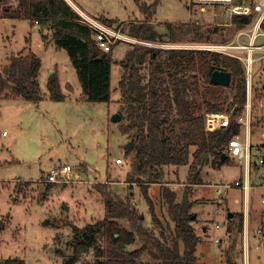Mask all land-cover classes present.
<instances>
[{
    "label": "rangeland",
    "instance_id": "1",
    "mask_svg": "<svg viewBox=\"0 0 264 264\" xmlns=\"http://www.w3.org/2000/svg\"><path fill=\"white\" fill-rule=\"evenodd\" d=\"M18 1L4 0L3 3H14L17 6ZM66 1L70 4V0ZM72 1L100 21V17L105 16L115 19L110 26L125 31L130 22L145 17L134 0ZM141 1L150 4L155 0ZM195 16L197 13L190 10L189 0H158L153 21L159 31L167 33V25H171V31L164 36L163 42L156 43H191L195 37L187 29L191 27ZM207 18L209 17L206 16ZM30 23L26 19L13 22L1 19L0 29H7L10 36L11 24H15V27L10 40H3L0 33V66L4 63L5 56L16 54L24 46L26 49L30 48L42 59L40 83L43 90L47 89V76L56 69L61 76L62 92L66 97L59 101L46 98L39 103H31L20 97L16 100L0 98V223L5 224L0 230V264L1 260L8 257L21 258L25 264H63L64 259L73 255L72 245H68V240L73 235L72 224L83 227L104 215V199L97 183L106 185L116 198L136 206L142 215V225L158 236V228L153 223L144 190L151 197L154 212L160 221H169L173 226L167 216V205L159 192L161 187L174 189V183L181 182L178 174L183 178L187 166L181 165L179 170L178 167L164 166L161 181H140L133 173V148H125V144L132 140V131H124L126 120L119 113V91L113 89L110 101L107 102L77 101L75 97L80 95L82 87L66 49L56 44L46 46L43 35L51 37L48 25L30 27ZM209 27L212 25L201 27L209 35L207 39L202 37L201 40L219 41V32L215 34L208 30ZM126 48V42L122 41L112 51L120 58ZM257 67L258 62L251 73L250 87L246 85L244 108L234 120L244 115L245 106L249 102L252 114L250 140L252 144L258 142L263 145L261 151H264V139L260 137L263 130L261 122L264 121V69ZM119 76V67L114 64L112 87L116 86ZM66 82L72 85L71 88L65 87ZM226 93L232 95L230 90ZM116 113L120 114L117 121L112 119ZM226 114L230 116L229 112ZM3 131L6 133L2 134ZM238 132L244 138L245 130L242 127L238 126ZM252 153H257L253 147ZM116 157L122 158L120 164L115 163ZM219 161L220 159L217 160ZM65 163L78 171L81 181L45 180V175L51 169ZM240 168L238 160L229 156L221 166L205 165L202 170L203 183L190 186L195 201L190 209V213L194 215L191 224L199 236L196 254L200 263L225 264L228 244L232 239L231 233L225 231L226 224L231 226L235 221L228 215L230 212L237 214L244 211L246 197L241 190L234 188L218 190V185L233 184L235 179L243 176ZM177 189L182 193L181 186ZM259 194V189H252L247 197L250 227L247 247L251 258L256 252L263 251L257 247L255 230L253 232L258 219ZM44 221L48 224H44ZM217 223L220 224L219 227H216ZM121 225L129 228L126 221H122ZM88 235L82 231L78 238ZM94 236L99 245H102V233L95 232ZM242 236L243 234L237 236L234 248L237 250L235 258L240 264H243ZM216 237L220 238L217 244L214 242ZM139 245L140 241L135 238L126 248L134 249ZM93 258L94 252L90 247L80 255L75 264H84L86 260ZM140 260L147 261L149 257L144 255Z\"/></svg>",
    "mask_w": 264,
    "mask_h": 264
},
{
    "label": "trees",
    "instance_id": "2",
    "mask_svg": "<svg viewBox=\"0 0 264 264\" xmlns=\"http://www.w3.org/2000/svg\"><path fill=\"white\" fill-rule=\"evenodd\" d=\"M134 1L145 17L130 22L127 31L119 30L141 41L163 42L164 36L171 31V25H167V33L156 27L153 16L158 0L150 4ZM2 10L16 17L25 16L31 24L37 20L40 26L48 25L51 39L66 49L76 69L84 100L107 102L112 90H119V113L126 120L124 131H132V167L140 181H161L165 165L188 166L181 196L168 187H161L159 192L173 226L169 221H160L151 197L144 190L158 236L142 225V215L136 206L116 198L106 185L97 183L104 199V215L83 227L72 224L73 235L68 245H72L73 255L64 259L63 264H75L90 247L94 258L84 264H203L198 262L196 255L199 236L191 224L194 218L190 209L195 201L190 199V186L203 183L205 165L221 166L228 160L223 150L228 140L238 132L234 119L246 101V78L241 62L214 51L164 49L127 41V48L118 58L112 50L123 40L118 39L108 51H103L92 38V29L81 22L79 13L66 0H19L17 6L3 7ZM100 18L109 26L115 21L113 18ZM209 28V31L217 32L216 27ZM187 31L196 41L209 37L201 26L191 25ZM40 64V57L32 50L11 55L0 68V98L20 97L31 103L42 101L44 94L38 81ZM114 64L118 65L120 76L118 85L112 87ZM215 69L231 73L228 86L211 83L210 75ZM46 86L49 99L64 100L56 70L47 77ZM227 90L232 91L231 96L227 95ZM210 112H229V126L207 131L205 118ZM231 218L235 221L227 228L232 239L225 264H240L235 258L237 250L234 248L237 236L243 234V214L240 212ZM122 221H126L129 228L122 226ZM43 223L48 224L47 221ZM4 227L5 224L0 223V230ZM82 231L89 235L78 238ZM95 232L102 233V245L97 242ZM135 238L140 245L127 249L126 245ZM144 255L149 260H140ZM2 264H25V261L8 257L2 260Z\"/></svg>",
    "mask_w": 264,
    "mask_h": 264
},
{
    "label": "built area",
    "instance_id": "3",
    "mask_svg": "<svg viewBox=\"0 0 264 264\" xmlns=\"http://www.w3.org/2000/svg\"><path fill=\"white\" fill-rule=\"evenodd\" d=\"M189 8L195 14L197 13L195 19H192L191 25L216 27L217 32L214 33L219 32L221 37L219 41L192 40L191 43L171 45L146 42L127 36L119 29L83 12H79V15L81 22L92 29V38L103 51H108L118 39L157 47L214 51L238 59L246 75V85L250 87L251 73L255 63L258 62L257 68L264 69V0H189ZM206 16L209 18L206 19ZM34 22L37 23V20ZM235 123L239 128L242 127L245 130V136L243 138L241 134H238L239 132L233 135L225 145L223 153L238 160L243 176L235 179L233 184L218 185V190L240 188L245 195H248L252 189L260 190V220L255 230V240L257 247L263 249L260 257L261 264H264V151H261L263 145L258 142L252 144L250 140L252 114L249 102L245 106L244 115L237 118ZM229 124L230 116L226 113L210 112L206 114L205 129L207 131L224 129ZM261 127L263 130L260 137L264 139V121L261 122ZM5 133V131L2 132V134ZM252 147L257 153H252ZM121 162V157L115 158L116 164ZM45 180L47 182L81 181L78 171L67 163L51 169L45 175ZM219 226L220 224L217 223L216 227ZM228 227L229 225L226 224V230ZM219 241L218 237L214 239L215 244ZM247 246L248 241L244 237L243 264H249Z\"/></svg>",
    "mask_w": 264,
    "mask_h": 264
},
{
    "label": "crops",
    "instance_id": "4",
    "mask_svg": "<svg viewBox=\"0 0 264 264\" xmlns=\"http://www.w3.org/2000/svg\"><path fill=\"white\" fill-rule=\"evenodd\" d=\"M4 2V0H2L1 1V3H0V12H1V14H0V21H1V19H8L10 22H13V21H17L18 19H26V20H28L29 21V19H27L25 16H20V17H16V16H14L13 14H10V13H7V12H3V10H2V8L3 7H5V8H7L8 6H11V8H13V7H15L16 5H14V3H12V5H10L9 3H3ZM70 4L72 5V7L73 8H75V10L79 13V12H83V13H85V14H87V15H89V16H91L90 14H88L87 12H86V10H84V8H82L81 6H79L78 4H76V3H74L72 0H70ZM105 16V15H104ZM105 17H107V16H105ZM94 18H96V17H94ZM107 18H109V17H107ZM129 21V20H128ZM123 22V21H122ZM29 23H30V21H29ZM30 25V27H33V26H39L40 24L39 23H34V24H29ZM14 27H15V24H11V36H10V34H8L7 33V29H0V33L2 34L1 36H2V38H3V40H5V38L7 39V40H10V37L12 38V36H13V33H14ZM42 27V26H41ZM44 27V26H43ZM49 29V28H48ZM2 31V32H1ZM49 32H50V30H49ZM3 33H4V35H3ZM43 37L45 38V45L46 46H49V45H52V44H55L54 43V41H52L51 40V37L50 38H48L47 37V34H44L43 35ZM57 45V44H56ZM29 50H31L30 48H27L26 49V47L24 46V47H22L20 50H18L20 53H23V54H25V53H27ZM33 51V50H32ZM19 52H17V53H19ZM33 52H35V51H33ZM16 53V54H17ZM36 53V52H35ZM37 54V53H36ZM11 55H14L13 53L12 54H10V55H7V56H5V61H4V63L0 66V68L3 66V65H5L7 62H8V58L11 56ZM40 60H41V64H40V69H39V72H38V81H39V84H40V89H41V91H42V93L44 94V99H46V98H48V96H47V94H48V91H47V89L46 90H43V88L41 87V83H40V72H41V69H42V59L40 58ZM56 70V69H55ZM48 71L50 72L51 71V69H48ZM57 71V70H56ZM52 72H50V74H51ZM49 74V75H50ZM58 74V73H57ZM48 75V76H49ZM47 76V77H48ZM112 73H111V84H113V80H112ZM58 79H59V83H60V88H61V91H62V85H61V76H60V74H58ZM46 81H47V78H46ZM117 81H118V79H117ZM70 87L71 88V84L69 83V82H66L65 83V87ZM115 86V85H114ZM116 86H117V83H116ZM119 91V90H118ZM65 95V94H64ZM65 97H66V95H65ZM19 97H14V98H3V99H8V100H16V99H18ZM43 99V100H44ZM75 99L78 101V100H84L83 98H82V92L80 93V95L79 96H76L75 97ZM165 166H172L173 168H177L178 167V170H179V167L181 166V165H165ZM175 166V167H174ZM187 166V165H186ZM187 169H188V166H187ZM241 169V168H240ZM176 171H177V169H176ZM178 172V171H177ZM186 176H187V170H186V174H185V176L183 177V178H180V176H179V174H178V177H179V179L181 180V182L179 183V184H177V183H174V190L175 191H177L178 192V194H180V196H181V193L178 191V187L179 186H181L182 188H183V186L185 185V181H186ZM184 181V182H183ZM183 182V183H182ZM151 188L152 187H150L149 188V190H151ZM234 189H237V190H241L242 191V193L244 194V192H243V190L242 189H240V188H234ZM180 191H181V189H180ZM183 191V190H182ZM191 192H192V194H191V200H194V198H193V191L191 190ZM16 196V195H15ZM14 196V197H15ZM244 196L246 197V202H245V209H244V211H241V213L243 214V236H242V238L243 237H245L246 239H247V241H248V238H249V232H250V227H249V225H248V219H247V212H248V203H247V197H248V195H245L244 194ZM16 198H18V197H16ZM260 211V206H259V208H258V219L255 221V224H256V226L254 227V229H253V232H254V230H256V227H257V225H258V222H259V220H260V215H259V212ZM232 215H234V214H236V213H233V212H230ZM240 213V212H239ZM232 217V216H231ZM231 217H229V218H231ZM9 223V222H8ZM204 229H205V227H204ZM225 231H228V230H226L225 229ZM224 231V232H225ZM224 235V234H223ZM201 254L204 256V251H202L201 252ZM262 254V252H256L254 255H253V257L251 258V256H250V252H249V250H248V257H249V264H251V261H253V264H261V262H262V259H261V257H260V255ZM197 255V257H198V254H196ZM4 260V259H3ZM199 261V260H198ZM1 262H2V260H1ZM199 263H200V261H199ZM203 264H207V263H203Z\"/></svg>",
    "mask_w": 264,
    "mask_h": 264
},
{
    "label": "water",
    "instance_id": "5",
    "mask_svg": "<svg viewBox=\"0 0 264 264\" xmlns=\"http://www.w3.org/2000/svg\"><path fill=\"white\" fill-rule=\"evenodd\" d=\"M231 80V73L229 71L226 70H220V69H215L212 71L211 75H210V81L213 84L216 85H221V86H228ZM118 85V83H117ZM113 120L117 121L120 119V114L116 113L113 115L112 117ZM132 147V141H129L128 143L125 144V148L127 150L131 149ZM232 214L229 213L228 217H231ZM194 217V215H192V218Z\"/></svg>",
    "mask_w": 264,
    "mask_h": 264
}]
</instances>
